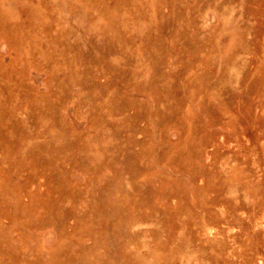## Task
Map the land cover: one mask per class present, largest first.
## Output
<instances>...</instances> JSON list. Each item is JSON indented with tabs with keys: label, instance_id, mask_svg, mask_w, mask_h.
Segmentation results:
<instances>
[{
	"label": "rangeland",
	"instance_id": "obj_1",
	"mask_svg": "<svg viewBox=\"0 0 264 264\" xmlns=\"http://www.w3.org/2000/svg\"><path fill=\"white\" fill-rule=\"evenodd\" d=\"M0 264H264V0H0Z\"/></svg>",
	"mask_w": 264,
	"mask_h": 264
}]
</instances>
